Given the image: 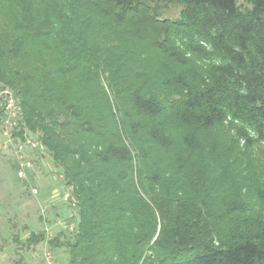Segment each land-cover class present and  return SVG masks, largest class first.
I'll list each match as a JSON object with an SVG mask.
<instances>
[{
	"label": "trees",
	"instance_id": "obj_1",
	"mask_svg": "<svg viewBox=\"0 0 264 264\" xmlns=\"http://www.w3.org/2000/svg\"><path fill=\"white\" fill-rule=\"evenodd\" d=\"M168 1L0 0L17 135L39 133L75 201L71 239L49 240L68 264H264V222L211 188L235 164L225 122L264 140V0H181L176 19Z\"/></svg>",
	"mask_w": 264,
	"mask_h": 264
},
{
	"label": "rangeland",
	"instance_id": "obj_2",
	"mask_svg": "<svg viewBox=\"0 0 264 264\" xmlns=\"http://www.w3.org/2000/svg\"><path fill=\"white\" fill-rule=\"evenodd\" d=\"M236 1L242 10L249 8L247 0ZM158 7L162 17L176 19L180 17L182 3L181 0H169L166 4L160 2ZM132 25L133 22L130 26L133 27ZM239 129L238 124L224 123L223 142L233 148L228 152L222 150V157L235 158V164L226 167L225 177L221 180V184L225 187L221 189L217 181L211 188L214 191L217 188L224 201L228 199L230 203L235 202L236 204L233 205L235 209L242 210L241 207H245L251 219L264 222V201L259 200L253 186L249 184V180L253 179L254 175L259 176L264 168V140H259L250 130L242 132ZM5 142L6 137L0 131V180L7 189L15 187L16 191L13 195L6 194L5 189L0 188V203L4 206V209H1L0 204V264H15L16 262L46 264L45 254L47 252L53 254L57 264H68L69 257L66 248L49 242L55 237L57 239L59 237L63 242L71 239L69 233L65 230L61 231L63 227L57 223L58 220L76 221V216L71 217L74 215L73 208L61 199L63 182L58 179L55 188L51 187V191L48 192V185L41 181L42 176L39 174L38 178L32 181L39 193L38 202L32 199L7 159L10 151L4 148ZM42 169L45 180L48 179L47 175H57L54 163L49 157L43 159ZM43 211L45 214H42ZM23 213H27L28 216ZM233 214L238 215V212L235 211ZM13 223L15 225L12 228ZM31 231H45V240L33 248H25V245L20 246L14 242L13 234H19L22 241H25Z\"/></svg>",
	"mask_w": 264,
	"mask_h": 264
},
{
	"label": "built area",
	"instance_id": "obj_3",
	"mask_svg": "<svg viewBox=\"0 0 264 264\" xmlns=\"http://www.w3.org/2000/svg\"><path fill=\"white\" fill-rule=\"evenodd\" d=\"M21 109L18 100L12 91L6 88H0V131L6 142V147L10 151V156L14 160L16 175L19 180L26 181L28 172L36 169L40 160L49 157L46 147L39 138V133L31 134L29 131L23 133V137L18 136L20 132ZM56 176L54 177L63 181L61 172L54 165ZM29 192L31 195H37L38 190L30 185ZM61 199L70 207L75 205L71 192L63 185ZM45 214V211L42 212ZM57 223L67 231L73 233L76 228L75 221L58 220ZM46 264H57L51 252L45 254Z\"/></svg>",
	"mask_w": 264,
	"mask_h": 264
},
{
	"label": "crops",
	"instance_id": "obj_4",
	"mask_svg": "<svg viewBox=\"0 0 264 264\" xmlns=\"http://www.w3.org/2000/svg\"><path fill=\"white\" fill-rule=\"evenodd\" d=\"M8 156H9V158H7L8 160H9V162H10V164H11V167H13L14 169H15V164H14V160L12 159V157L10 156V154H8ZM42 163H43V159L42 160H40L39 161V163H38V166L36 167V169H34V170H32L31 172H28V174H27V179H26V181H22V180H20L21 182V184L22 185H24V187L23 188H25L26 189V191H27V194H29L30 196H31V198L32 199H34V200H36L37 202H38V195H39V193H37V195H31L30 194V192H29V187H30V185H32L33 186V180H35V179H37L38 178V175L40 174L41 176H42V179H41V181L42 182H45L46 183V185H48V188H47V190H48V192L49 191H51V187H53V189L55 188V185H56V181L58 180L56 177H54V175H47L46 177L48 178V179H44V177L45 176H43V174H44V172H42ZM15 171H16V169H15ZM41 178V177H40ZM63 182V181H62ZM63 185H64V183H63ZM0 188H2V189H5V191H6V194H12L13 195V193L16 191V188L15 187H11L10 189H7L6 187H5V185H4V183H3V181H1L0 180ZM7 189V190H6ZM1 204V206H2V208L1 209H4V206L2 205V203H0ZM8 211V210H7ZM7 211H5V212H7ZM11 212V211H10ZM8 213V212H7ZM25 216H28L27 215V213H23ZM16 216H17V214H16ZM75 216V211H74V215L73 216H71V217H74ZM13 225H15L14 223L11 225L12 226V228H13ZM62 230L61 231H63L64 229L63 228H61ZM61 231H59V233L61 232ZM66 231V230H65ZM31 232H33V233H37V232H35V231H31ZM30 232V233H31ZM38 232H40V231H38ZM67 232V231H66ZM30 233H29V235H30ZM13 236H15V237H17L18 238V241H20L21 243H23L24 245H25V241H22V239H21V237L19 236V234H17V233H15V234H13ZM29 237V236H28ZM27 237V238H28ZM43 242V241H42ZM42 242H40V243H38V244H36V245H32V246H30V248H33V247H35V246H37V245H39V244H41ZM25 248H27V246L25 245ZM1 253V252H0Z\"/></svg>",
	"mask_w": 264,
	"mask_h": 264
}]
</instances>
